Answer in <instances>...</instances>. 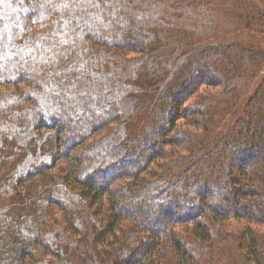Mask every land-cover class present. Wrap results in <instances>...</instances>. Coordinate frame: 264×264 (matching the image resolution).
I'll use <instances>...</instances> for the list:
<instances>
[{"label":"trees","instance_id":"16d2710c","mask_svg":"<svg viewBox=\"0 0 264 264\" xmlns=\"http://www.w3.org/2000/svg\"><path fill=\"white\" fill-rule=\"evenodd\" d=\"M216 7L0 0V264H264V51Z\"/></svg>","mask_w":264,"mask_h":264},{"label":"rangeland","instance_id":"374dc122","mask_svg":"<svg viewBox=\"0 0 264 264\" xmlns=\"http://www.w3.org/2000/svg\"><path fill=\"white\" fill-rule=\"evenodd\" d=\"M203 2L207 3L209 1H215L218 3V7H216L217 13H219L222 16V19L224 21H227L226 23L230 22V25H234V28L238 29V36L237 38L235 37L232 38L233 40L230 42H237L240 43L246 47H257L261 50L264 51V0H202ZM248 9V10H247ZM238 13L240 14L238 16ZM246 14L250 18H254L256 21H260L263 23V26L259 28V31L257 34L247 31L246 27L247 24L246 22ZM264 77V67L260 73L259 78L256 80L255 83H253V86L251 88V91L248 95L253 93V90L256 88L258 84L261 83L262 79ZM240 115V114H239ZM152 118V112L151 109L149 111H145L142 114H140L136 119L132 122L131 127L133 130H135L136 134L141 132L151 121ZM180 127L183 126V122L178 123ZM186 125V124H185ZM187 128V125H186ZM187 129H190L189 127ZM192 131V129H190ZM138 135V134H137ZM160 135V134H157ZM129 169L133 168L131 165L128 167ZM3 201V200H2ZM1 202L0 209L3 207H6L5 205L7 204L5 201ZM4 215V214H2ZM2 222V223H1ZM1 225H7L4 224V221H1ZM1 241V237H0ZM230 252L228 253L227 257L229 256L230 259L236 260V254L235 252ZM229 251V250H228ZM232 255L234 257H232Z\"/></svg>","mask_w":264,"mask_h":264}]
</instances>
